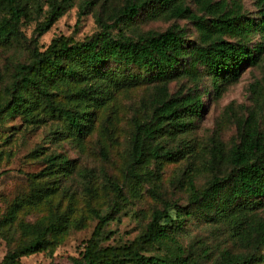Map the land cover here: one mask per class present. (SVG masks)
<instances>
[{
    "label": "trees",
    "instance_id": "16d2710c",
    "mask_svg": "<svg viewBox=\"0 0 264 264\" xmlns=\"http://www.w3.org/2000/svg\"><path fill=\"white\" fill-rule=\"evenodd\" d=\"M203 14L195 13L185 0H124L109 20L97 17L99 30L75 40L60 35L40 49L30 50L28 60L15 65L6 96L0 105V114H23L33 118L38 105L50 114L61 117L66 133L85 135L93 118V108L103 105L125 83L141 81L153 83L148 95V115L133 116L129 137L126 176L141 178L149 172L138 169L148 159L177 160L190 151L186 140L173 146L166 143L176 140L177 134L188 132L200 115L203 103L197 82L202 74L211 80L212 88L238 79L244 67L256 62L263 46H250L247 38L254 31L264 37V0H257L259 15L242 13L239 7H230L223 1L191 0ZM73 0H52L44 12L43 20L35 30L39 35L47 31L63 14ZM27 0H0V42L17 40L22 34L20 26L26 16ZM89 1L79 5L83 10ZM147 17L164 16L166 19H188L195 24L199 42L187 39L183 27L173 24L163 31H147L136 38L125 35L121 29H112L132 22L140 11ZM233 39L234 41H232ZM132 68L136 73H132ZM187 77L193 85L169 92L168 83ZM77 84V89H66L65 95L73 103L60 104L54 100L59 85ZM148 107V108H147ZM47 167L41 176L49 182L34 186L27 197L17 198L9 217L23 205L40 202L60 187L61 178L71 172L70 160L49 154ZM223 162L229 167L220 171ZM207 168L210 178L197 187L192 174H187L185 190L189 203L195 206L208 221L230 217L228 224L234 237L250 249L243 253L222 250L217 264H257L264 261V216L250 217L237 209L244 201L253 207L264 199V133L252 113L238 126V142L226 153L221 143L209 148ZM114 191L110 211L101 216L90 237L84 240L83 250L72 264H197L177 246L168 254H149L144 246L165 245L173 241L171 232L180 225L181 208L164 200L160 210H154L144 230L128 243L104 244L109 237L104 232L107 222L118 206L125 201L122 186L110 178ZM175 207V210L171 208ZM239 215L231 217L235 211ZM10 221V218H8ZM10 226V224H8ZM68 220L63 214H54L46 222L19 223L22 240L10 246L2 264H26L21 258L46 250L52 236L65 231ZM55 264V263H50Z\"/></svg>",
    "mask_w": 264,
    "mask_h": 264
},
{
    "label": "rangeland",
    "instance_id": "374dc122",
    "mask_svg": "<svg viewBox=\"0 0 264 264\" xmlns=\"http://www.w3.org/2000/svg\"><path fill=\"white\" fill-rule=\"evenodd\" d=\"M50 1L27 0L26 16L20 26L22 35L17 40L0 42V105L6 96L15 65L28 60L32 47L43 49L51 39L60 35L82 40L99 30L98 16L109 20L108 17L124 2L86 0L88 5L80 10L79 5L85 0H73L61 17L39 35L35 28L50 8ZM213 1L237 6L247 16L259 15L257 0ZM185 3L195 13L203 14L195 2L185 0ZM173 24L185 29L187 39L199 42L195 24L190 20L166 19L164 16L149 18L144 10L132 22L113 28L112 33L116 34L121 29L125 35L136 38L147 31H163ZM262 34L254 31L246 39L250 46H263V52L255 63L243 68L237 80L222 84L216 92L210 78L204 74L200 76L197 87L202 94L203 107L193 121L194 127L166 143L173 146L178 140H186L190 152L177 160L148 159L138 169L139 172H149L141 178L126 176L128 141L133 116L142 118L149 113L144 105L153 90V83H125L103 105L93 108L90 129L82 136L66 133L63 119L50 115L41 104L33 118L19 113L0 114V264L6 250L23 238L19 223L46 222L54 214L67 217L68 228L52 236V243L46 250L23 257L21 261L26 264H72L83 250L82 242L90 237L98 222L96 214L103 216L111 209L114 191L110 178L122 186L125 201L104 227L109 237L105 245H120L133 240L144 230L152 212L160 210L163 201L167 200L181 208L180 225L171 232L173 241L161 246H144V250H149L146 253L168 254L179 246L197 264H217L224 249L232 253L249 251L245 243L233 236L228 224L230 217L219 219V222L208 221L189 203L185 185L189 173L193 175L197 187L207 182L211 175L207 168L209 148L214 143H221L227 153L238 142V126L250 113L264 133ZM131 71L136 73L134 68ZM192 85L187 77H179L168 83V89L173 93ZM66 89L74 91L77 84L59 85L55 89L56 102L73 103L65 95ZM49 154L70 160L71 172L61 178L60 187L53 194L36 204L23 205L9 217L17 198H25L34 186L49 182V176L40 175L47 167L45 158ZM228 170V165L223 162L220 171L226 173ZM243 208L250 217L264 216V199L257 201L253 207L244 201L237 209ZM171 209L175 210V207ZM237 215L236 210L231 217ZM258 252H264V248ZM257 264H264V261Z\"/></svg>",
    "mask_w": 264,
    "mask_h": 264
}]
</instances>
